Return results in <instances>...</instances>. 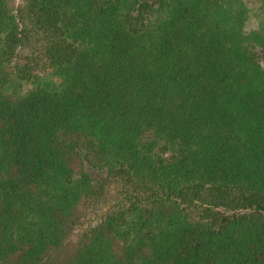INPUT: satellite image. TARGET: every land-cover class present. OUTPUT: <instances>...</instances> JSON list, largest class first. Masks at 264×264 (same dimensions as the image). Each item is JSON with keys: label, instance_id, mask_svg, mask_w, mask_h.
Segmentation results:
<instances>
[{"label": "trees", "instance_id": "obj_1", "mask_svg": "<svg viewBox=\"0 0 264 264\" xmlns=\"http://www.w3.org/2000/svg\"><path fill=\"white\" fill-rule=\"evenodd\" d=\"M0 264H264V0H0Z\"/></svg>", "mask_w": 264, "mask_h": 264}]
</instances>
